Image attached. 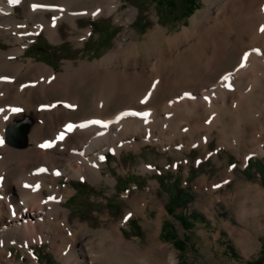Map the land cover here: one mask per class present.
I'll return each mask as SVG.
<instances>
[{
  "label": "bare ground",
  "instance_id": "bare-ground-1",
  "mask_svg": "<svg viewBox=\"0 0 264 264\" xmlns=\"http://www.w3.org/2000/svg\"><path fill=\"white\" fill-rule=\"evenodd\" d=\"M204 1L173 32L155 23L140 39L127 24L101 57L64 59L56 71L21 56L37 34L58 42L67 22L66 37L77 39L91 31L79 26L81 15L113 14L128 22L137 8L119 10L120 0H0V36L9 45L0 46V264H26L10 244L29 257L27 264H41L30 244L46 240L64 264H165L154 257L167 248L157 240L159 226L142 247L124 237L121 220L106 225L104 216L97 228L70 221L63 202L73 189L58 182L61 175L112 182V173H103L104 153L119 156L145 143L168 153L197 148L203 158H217L218 148L209 149L215 140L243 164L249 154L264 153V0ZM89 122L96 125L85 128ZM15 125L26 128L23 138ZM137 166L143 173L155 167L143 160ZM231 167L221 173L224 181ZM197 182L201 189L211 185L204 176ZM237 185L249 200L262 196L257 182ZM143 194L131 193L126 214L146 215ZM241 197L232 200L242 204Z\"/></svg>",
  "mask_w": 264,
  "mask_h": 264
},
{
  "label": "rangeland",
  "instance_id": "rangeland-1",
  "mask_svg": "<svg viewBox=\"0 0 264 264\" xmlns=\"http://www.w3.org/2000/svg\"><path fill=\"white\" fill-rule=\"evenodd\" d=\"M160 1L167 0H120L119 10L129 5L137 8L136 16L128 22L117 21L113 14H83L78 18V24L81 28L90 27L89 33L77 39L68 38L69 25L64 22L60 27L61 40L52 42L46 33L41 32L21 56L45 62L59 71L64 59H74L76 64L79 60L93 61L104 55L127 24L143 39L155 23L165 26L167 33L173 32L205 6L204 0H193V11L186 13L190 5L188 0H172L173 6L167 8ZM18 11L22 13L23 9L19 7ZM1 45L9 46L0 36ZM19 57L13 56L12 59ZM180 102L176 99L175 104ZM28 115L35 117L33 112ZM23 117L21 113L15 119L21 121ZM84 125L90 129L96 124ZM209 149H217V158H203V152L197 148L168 153L150 143L143 144L139 150H124L119 156L107 150L103 173L110 171L115 177L112 182L104 178L90 181L64 174L59 178L61 185L73 189L63 202L69 209L70 221L80 218L97 228L104 216L108 218L106 225L121 220L123 223L119 227L124 237L137 240L142 247L147 245L150 234L159 226L157 240L167 248L156 252L154 257L165 264H253L264 245V153L249 154L243 164L236 153L216 146L215 140L209 143ZM141 160L153 163L154 170L143 173L137 166ZM229 167L231 178L224 181L221 173L224 170L229 173ZM200 176L211 185L201 189L197 182ZM240 179L259 183L262 196L257 201L249 200L253 199L250 193H242V187L237 185ZM151 181H156L154 190ZM132 192L146 193L140 199L146 215L125 213L127 209L132 210L128 200ZM238 195H242V204L232 200ZM208 199L210 203H207ZM156 203L163 207V212ZM158 218L160 224L156 221ZM30 250L41 264H64L48 240L30 244ZM9 251L17 260L28 263L29 257L16 245L10 244Z\"/></svg>",
  "mask_w": 264,
  "mask_h": 264
},
{
  "label": "trees",
  "instance_id": "trees-1",
  "mask_svg": "<svg viewBox=\"0 0 264 264\" xmlns=\"http://www.w3.org/2000/svg\"><path fill=\"white\" fill-rule=\"evenodd\" d=\"M160 3H164L165 7L167 8L168 6H173L174 2L172 0H167L166 2L160 1ZM187 3H190V5L187 6V12L186 13H191L193 11V8H194L193 7L194 2H193V0L192 1L188 0ZM90 50H92V49L90 48ZM260 262L264 263V245L261 248V255L256 259V261L253 264L260 263Z\"/></svg>",
  "mask_w": 264,
  "mask_h": 264
},
{
  "label": "water",
  "instance_id": "water-1",
  "mask_svg": "<svg viewBox=\"0 0 264 264\" xmlns=\"http://www.w3.org/2000/svg\"><path fill=\"white\" fill-rule=\"evenodd\" d=\"M14 133L16 134V136L18 137V138H23V134H24V132H25V127L23 128V127H19V126H17V125H15L14 127Z\"/></svg>",
  "mask_w": 264,
  "mask_h": 264
},
{
  "label": "snow or ice",
  "instance_id": "snow-or-ice-1",
  "mask_svg": "<svg viewBox=\"0 0 264 264\" xmlns=\"http://www.w3.org/2000/svg\"><path fill=\"white\" fill-rule=\"evenodd\" d=\"M16 2H17V0H9V3H16ZM261 31H264V27L261 28ZM246 56H247V54H245V57H244L245 59H246ZM14 111H18V109H14ZM68 127H69V129L71 128L70 125ZM58 138H62V135H61V137H58ZM48 146H50V145H48V144L43 145V147H48ZM101 159H102V157H101ZM41 171H43V169Z\"/></svg>",
  "mask_w": 264,
  "mask_h": 264
}]
</instances>
